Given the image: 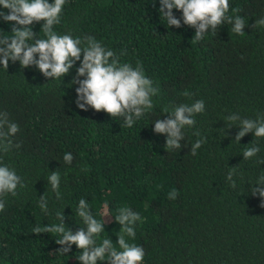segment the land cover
<instances>
[{
  "label": "trees",
  "instance_id": "1",
  "mask_svg": "<svg viewBox=\"0 0 264 264\" xmlns=\"http://www.w3.org/2000/svg\"><path fill=\"white\" fill-rule=\"evenodd\" d=\"M229 4L227 15L245 20L244 34L231 32L225 23L196 41L193 27L165 25L159 0H66L54 25L57 34L94 37L121 63L141 62L159 88L153 108L131 128L103 110L77 106L79 85L71 82L80 61L59 79L45 77L35 66L22 68L19 61L9 60L7 70L0 65V112L20 129L12 137L20 147L0 152V163L25 184L16 195L0 197L5 202L0 264H81L76 257L82 250L75 245L66 254L56 252L64 247L55 243L58 234L32 233L36 226L59 224L57 212H64L66 228L85 227L76 215L81 198L94 218L105 222L97 242L110 238L118 251L117 210L139 212L136 235L126 240L143 247L142 264H264V198L251 192L264 176L259 163L264 138L249 132L237 142L239 126L228 127L232 122L225 119L264 115V26L252 27L264 17V0ZM0 11L8 12L2 6ZM173 14L182 18L179 10ZM42 23L31 27L43 39ZM12 26L0 18V37L11 36ZM185 90L192 96L182 95ZM200 99L205 111L195 115L193 127L183 129L185 146L166 151V135L153 131L155 120L167 118L165 108ZM202 137L207 141L193 156L191 144ZM253 144L259 153L243 159V150ZM67 152L73 154L71 164L63 160ZM55 170L59 199L47 182ZM229 171L235 187L226 179ZM173 190L178 197L169 199ZM43 195L47 213L39 206ZM98 264H107V258Z\"/></svg>",
  "mask_w": 264,
  "mask_h": 264
},
{
  "label": "clouds",
  "instance_id": "2",
  "mask_svg": "<svg viewBox=\"0 0 264 264\" xmlns=\"http://www.w3.org/2000/svg\"><path fill=\"white\" fill-rule=\"evenodd\" d=\"M66 0H0V6L8 12L0 11V18L12 23L11 36L0 37V65L8 69L9 60L19 61L22 68L35 66L45 77L59 79L69 73L73 65L80 61L71 83L78 84L76 88L77 98L75 103L80 109L87 110L90 106L96 111H105L112 118L122 121L121 127L131 128L136 121L153 108L152 97L159 93V88L153 86V81L145 75L141 62L137 61L133 66L130 63H121L119 56L105 48L92 36L73 37L71 34L59 35L54 31V25L60 23L61 13ZM158 9L160 17L166 20V26L177 28L184 25L193 27L195 33L193 39L200 41L205 33L211 29L214 33L223 24H231V32L243 35L245 20L236 15H227L229 12V0H159ZM173 9L182 12V18L173 14ZM43 21L41 27L46 38H38L32 30L34 22ZM264 26V17L255 20L253 28ZM29 41H34L30 43ZM83 45V46H82ZM83 58L81 60V55ZM38 57V58H37ZM83 77V79H79ZM182 95L191 97L192 93L185 90ZM205 111V103L202 99L195 100L192 104H179L164 109L167 114L165 119H156L154 133L165 134L166 151L178 152L185 140L183 129L185 126L193 127L196 123V114ZM232 122L230 126H239L235 139L241 140L245 134L252 132L255 138H264V115H258L256 119L241 118L238 114H231L225 118ZM239 121V124H235ZM19 125L8 118L6 112H0V152L7 153L13 147L19 148V144H13L12 137L19 131ZM200 136L199 131L194 133ZM207 141V137L197 139L191 144L190 152L193 156L197 150ZM258 144H253L243 150V159H250L259 153ZM2 159V158H0ZM73 154L67 152L63 160L71 164ZM260 164L264 160L259 161ZM86 170V169H85ZM233 172L229 171L226 179L232 181ZM57 199L60 198V173L51 171L47 177ZM255 185H264V176L258 179ZM253 185L251 192L264 198V187ZM25 187L22 178L14 169L0 163V197L7 193L13 196L17 194V188ZM235 187V182L232 181ZM178 191L168 193L169 199H176ZM264 205V201H262ZM39 206L47 213V198L39 197ZM5 209V202L0 199V212ZM59 224L45 225L43 228L36 226L32 233H55L58 238L55 243L62 245L56 250L61 254L70 251L75 245L81 254L76 257L81 264H98L105 261L107 264H142L145 251L142 246L130 244L126 237H135V224L141 221L139 212L130 207H120L115 215V221L120 229L116 243L119 251L114 247L110 238H105L99 243L97 238L104 231L105 222L94 218L92 210L85 199L79 200L76 215L82 219L85 227H79L73 231L66 228L64 212H57Z\"/></svg>",
  "mask_w": 264,
  "mask_h": 264
}]
</instances>
